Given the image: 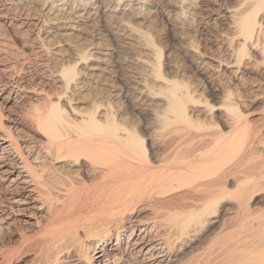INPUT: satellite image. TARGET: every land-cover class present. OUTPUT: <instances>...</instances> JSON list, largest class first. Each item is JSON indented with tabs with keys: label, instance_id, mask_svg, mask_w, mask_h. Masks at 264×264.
Wrapping results in <instances>:
<instances>
[{
	"label": "bare ground",
	"instance_id": "1",
	"mask_svg": "<svg viewBox=\"0 0 264 264\" xmlns=\"http://www.w3.org/2000/svg\"><path fill=\"white\" fill-rule=\"evenodd\" d=\"M16 222L0 264H264V0H0Z\"/></svg>",
	"mask_w": 264,
	"mask_h": 264
},
{
	"label": "rangeland",
	"instance_id": "2",
	"mask_svg": "<svg viewBox=\"0 0 264 264\" xmlns=\"http://www.w3.org/2000/svg\"><path fill=\"white\" fill-rule=\"evenodd\" d=\"M208 1V0H206ZM210 1H213V0H210ZM227 1V3H231L232 0H225ZM209 3V2H208ZM189 15V14H188ZM192 17V16H190ZM193 18V17H192ZM161 19V20H160ZM157 26L161 29V36H163V33H164V36L162 37L163 40H166V42L169 44L173 43V37L171 35V32L169 33V28L165 22V20L163 18H157V22H156ZM168 29V30H167ZM165 31V32H164ZM166 37V38H165ZM169 41H168V40ZM172 39V40H171ZM17 42L20 44L22 41L20 39L17 40ZM32 61V60H31ZM35 62V63H34ZM33 64H31L28 68V71L27 72L29 75H38L40 74L42 71H41V68H42V63L39 62V61H34ZM33 66V67H32ZM30 69V70H29ZM27 71V69H26ZM232 224V222L228 223V226H230ZM17 229V230H16ZM11 230V231H10ZM19 231V232H18ZM20 232H22L21 230V226L19 223L16 222V224L14 223L13 225H11L8 230L7 229H4L2 231H0V256L2 254V252L4 251V249H7L9 247H11V250H16V248L18 247H21V239L19 237V234H21ZM8 233V234H7ZM11 237V238H10ZM19 239V240H18ZM3 241V242H2ZM18 241V242H17ZM7 245V246H6ZM16 245V246H15ZM14 246V248H13ZM13 248V249H12ZM30 257V254L29 253H24V255H20L19 257H16L15 259L18 260V264H25L27 259H29ZM19 258V259H18Z\"/></svg>",
	"mask_w": 264,
	"mask_h": 264
}]
</instances>
